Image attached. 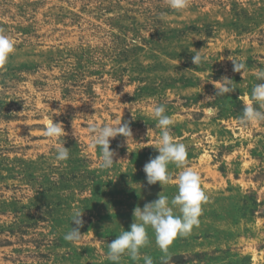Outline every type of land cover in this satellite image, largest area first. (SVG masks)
<instances>
[{"label": "rangeland", "instance_id": "rangeland-1", "mask_svg": "<svg viewBox=\"0 0 264 264\" xmlns=\"http://www.w3.org/2000/svg\"><path fill=\"white\" fill-rule=\"evenodd\" d=\"M0 29L15 44L0 67V264H113L107 245L130 230L134 209L178 194L182 169L169 165L163 186L143 171L159 155L153 104L166 106L208 197L168 264H264V123H238L264 82V0H189L183 10L168 0H0ZM194 49L206 57L197 66ZM223 77L235 89L219 97ZM50 119L65 136H44ZM117 119L132 139L110 140L116 163L102 170L88 129ZM61 143L65 162L55 159ZM74 209L84 212L78 243L63 238ZM147 233L140 260L119 264H163Z\"/></svg>", "mask_w": 264, "mask_h": 264}, {"label": "clouds", "instance_id": "clouds-1", "mask_svg": "<svg viewBox=\"0 0 264 264\" xmlns=\"http://www.w3.org/2000/svg\"><path fill=\"white\" fill-rule=\"evenodd\" d=\"M168 5L173 10H183L189 6V0H168ZM195 50V49H194ZM15 51V44L12 38L0 29V67H3ZM196 51L192 56V63L200 65L206 57H202ZM233 61V71L246 75L247 66L244 62ZM257 79L264 81V70L257 73ZM216 96L224 97L234 91L232 81L223 77L220 81H215ZM125 91V89H124ZM211 100V98H207ZM246 103L242 115L238 118V123L243 127L264 123V82L253 86L250 97L245 98ZM211 113L213 109L208 108ZM152 116L157 120L156 127L160 130L158 148L159 155L150 158L144 165L143 171L146 174L147 183L161 186L173 180L169 172V165H175L182 169L176 179L178 194L171 200L165 195L159 194L157 200L145 204L143 210L140 207L134 209V223L131 224L129 231H123L111 243H108L107 259L113 264H119L122 257L127 256L132 261H139L141 249L149 244L147 229L150 227L155 233L156 244L164 254L163 264H168V248L173 239L177 236H188L194 227L200 223L199 217L202 214V204L208 199L205 192L201 189L200 176L190 167H186L187 150L183 143L177 142L172 135L173 119L166 114L164 104H153ZM90 147L99 151V167L102 170H110L114 164L116 152L110 148V140L118 136L132 139V131L128 122L117 119L113 124L97 126L93 124L89 127ZM45 137L57 139L65 136L62 123H54L53 119L46 122L43 129ZM70 150L64 147V143L57 146L55 159L65 162L69 159ZM174 209L178 210L179 215L175 214ZM84 212L74 209L71 217V229L64 235V240L71 243H78L83 239L80 228L83 227ZM139 221V222H137ZM75 227H72V225ZM144 264H154L151 256H143Z\"/></svg>", "mask_w": 264, "mask_h": 264}]
</instances>
